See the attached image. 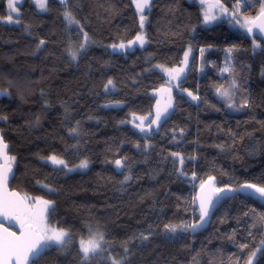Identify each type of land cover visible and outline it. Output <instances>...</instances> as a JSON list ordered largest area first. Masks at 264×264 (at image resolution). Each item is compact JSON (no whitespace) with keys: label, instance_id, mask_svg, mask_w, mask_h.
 I'll return each instance as SVG.
<instances>
[{"label":"trees","instance_id":"1","mask_svg":"<svg viewBox=\"0 0 264 264\" xmlns=\"http://www.w3.org/2000/svg\"><path fill=\"white\" fill-rule=\"evenodd\" d=\"M6 1L0 0V17L8 15ZM250 1L244 13L254 17L263 1ZM68 7L94 41L76 60L66 49L80 34L75 25L67 27L60 1L48 0L43 15L25 0L17 27L0 21V90L8 93L0 101V116L7 117L0 130L16 157L11 189L53 201L49 222L73 237L66 247L48 249L39 264H82L78 241L88 236L86 224L109 242L90 264L125 256V244L126 264H235L237 258L244 264L264 240L256 219L264 201L237 193L221 201L208 227L195 234L166 233L163 226L193 218L191 209L185 211L193 172L197 182L215 176L218 187L264 181V48L253 54V38L226 23L204 27L193 0H157L146 14V48L114 52L111 45L142 31L133 0H69ZM189 46L194 52L180 91L200 99L174 92L171 116L148 135L139 133L132 115L152 119L157 89L167 84L155 66H180ZM226 64L233 72L222 77ZM233 77L240 85L235 104L243 111L236 115L213 91ZM110 79L115 87L105 91ZM245 99L247 106L239 107ZM172 153L184 157L183 165ZM53 154L70 167L83 159L90 166L85 173L56 171L42 163ZM117 159L123 168L117 169ZM253 264H264V256L258 253Z\"/></svg>","mask_w":264,"mask_h":264},{"label":"snow or ice","instance_id":"2","mask_svg":"<svg viewBox=\"0 0 264 264\" xmlns=\"http://www.w3.org/2000/svg\"><path fill=\"white\" fill-rule=\"evenodd\" d=\"M37 6L41 10H48V0H35ZM9 14L6 17H0V21H6L8 23H19V12L20 9L17 6V0H7ZM61 3L65 6L63 16L67 22V27L71 29L73 25L76 26L77 31L80 34V39L71 44L66 51L72 60L78 59L80 54L86 50V48L94 41L91 40L87 32L83 30V25L74 16L71 10H69V0H61ZM136 11L139 13V25L143 29L147 15L145 10L149 12L151 10L152 0H133ZM204 3V0H201ZM247 3V0H245ZM219 9L220 14H229L233 18V22L238 24L241 28L245 29L247 33L252 34L255 30L260 33H264V5L261 6L258 15L254 17L243 16L239 14L240 3L236 2L233 6L231 13L219 0H215L214 3H210L205 8L203 14V23L205 25L211 24L218 20V16L215 15L212 10ZM16 16L14 20V15ZM264 38V37H262ZM256 36H253L254 48L260 47L256 42ZM44 40H40L39 44L43 45ZM139 44L140 47L146 43L145 34L141 31L135 36L133 40H130L126 45L123 42L119 44H113V49L125 50L132 45ZM192 48L189 46L188 50L184 53V58L181 61L180 66L165 67L162 65H156L155 67L161 69L167 74V86H162L157 89V94L160 99L156 100L155 112L149 113V116H153L152 119H148V116H136L132 115V123L141 132H150L153 129V125L157 128L160 127L161 120L166 119L169 115V109L173 107V87L180 89V79L183 76L185 69L188 65L189 54ZM201 56L205 49H199ZM229 53L234 51V48L227 49ZM222 72H233V69L229 65H225ZM115 87L113 81L108 80L105 85V91L108 87ZM240 88L236 79L233 77L227 86L221 84L216 87L217 94L224 99L229 108L235 107V96L236 91ZM181 91H187L181 89ZM6 94L3 90H0V95ZM187 95L192 100H199L200 97L194 95L192 92H187ZM248 101L245 99L243 104L239 107H246ZM67 110V109H66ZM0 119L6 120V116H0ZM138 121V122H137ZM147 121V124H145ZM125 121H121L124 123ZM79 122H77V125ZM183 131V130H181ZM73 134L78 133V128L70 129ZM139 147V145H137ZM174 157H179V164L183 165L184 157L180 156L179 153H172ZM46 162H50L51 165L56 166L54 170L68 172L76 169H87L89 167V161L83 159L75 167H70L68 162L53 154L48 157H42ZM16 157L8 154V144L4 140L2 130H0V264H39V259L53 246L66 247L67 244L72 242L73 237L70 236L69 232L63 228L58 227L49 222V217L56 211L54 202L46 200L41 197L29 198L26 194L21 195L16 191H9L8 184L9 178L13 174V165L15 164ZM117 169L124 167V162L121 159L114 161ZM175 163V161H174ZM181 175L185 173L181 170ZM131 179V176H125L124 181ZM193 183V195L186 202L188 208L185 211L191 209L193 218L190 221H180L179 223L169 222L164 224L163 228L166 233L176 234L177 232H191L195 234L197 231L203 229L211 220L212 215L215 213L218 205L224 199H233L235 194H243L247 198L259 199L264 201V181L261 182H244L238 187H218L216 183V177L209 175L206 179H200L197 182L196 174L193 172L191 176ZM39 183V182H38ZM48 188L47 185H44ZM49 191H55V189H48ZM248 215V213H244ZM258 222L264 226V214H260L256 217ZM4 221H7L10 226H5ZM11 225L17 227V231H13ZM255 227V224L253 225ZM85 228L88 232L87 238L80 237L78 241V251L81 253L82 264H90L93 257L99 256L101 253L106 252L108 241L105 238V233L99 229H94L91 224H86ZM251 235V232H249ZM143 236V234H142ZM148 237L143 236V239ZM124 248L125 256L119 259L114 255H108L106 259L109 264H126L130 262L128 256L129 249L125 245ZM241 249L247 248V244L239 245ZM264 256V240L261 241L259 247L250 250L247 259L244 264H253L257 258V254ZM195 260V258H194ZM235 264H241L239 258L235 260Z\"/></svg>","mask_w":264,"mask_h":264},{"label":"rangeland","instance_id":"3","mask_svg":"<svg viewBox=\"0 0 264 264\" xmlns=\"http://www.w3.org/2000/svg\"><path fill=\"white\" fill-rule=\"evenodd\" d=\"M24 1H25V0H17V6L19 7V9H20L21 6L24 4ZM56 1H58V2L60 1V2H61V0H56ZM219 1H220V0H219ZM262 1H263L262 5H264V0H262ZM33 2H34L35 5H36V8H37V10H38V13L43 14V15L47 13L45 10H41V9H39V7L37 6L35 0H33ZM193 2H194L195 4H197L198 6L201 7L202 16H203V14H204V11H205V8L207 7V5L211 3V2H209V0H204V3H201V0H193ZM236 2H239V3H240V10H239V14H240V16H241V17H243V16H248V15H246V14L244 13V10L247 9L248 7H250V6L252 5V3H251L250 0H247V3H245V0H225L224 2H221V1H220V3H222L226 8L229 9V13H231V11H232V9H233V6H234V4H235ZM6 3H7V1H6ZM7 9H8V3H7ZM212 12H213L215 15L218 16V20H216V21H214V22H212L211 24H208V25H205V24L203 23V26H204V27L209 28V27L212 26V25H217V24H221V23H226L227 26H229V28H230L231 30L235 31L236 33H238V34H240V35H243V34L246 33V30H245V29L241 28L238 24H236V23L233 22V18H231L229 14L221 15V14H220V11H219L218 8H217V9H213ZM8 14H9V9H8ZM13 15H14V20H15L16 16H15V14H13ZM20 15H21V13L19 12V19H20ZM249 17H250V16H249ZM147 18H148V16H147ZM1 23H2V25H5V26L7 25V26H10V27H14V26L17 27V25H19V23H15V22H13V23H8V22H6V21H1ZM142 31H143V33L145 34V38H146V30H144V28H143ZM255 42H256L257 44H259L260 47H258V48H254V46H253V39H252L253 54H254V53H257V52H260V51L264 48V42H263L262 40L256 39ZM125 44L127 45L128 42H125ZM146 45H147V40H146V43L143 45V47H140L139 44L137 43V44H135V45H132L131 47L126 48L125 50L113 49L112 47H111V49H112L114 52L116 51V52L124 53L125 51H134V50H136V48H139V49L143 50V49L146 48ZM112 50H111V51H112ZM113 51H112V52H113ZM193 52H194V51H193V49H192L191 53L189 54L188 65H187V68L185 69V72H184L183 76L185 75V73L187 72L186 70H188V68H189V66H190V62H191V59H192V57H193ZM183 58H184V57H183ZM155 71H157V72H161V73L163 74V76L166 78V82H167L168 77H167V74H166L165 72H163L161 69H158V68H156V67H155ZM225 74H226V72H223L222 77H223V75H225ZM183 76H181V79L183 78ZM181 79H180V80H181ZM166 86H167V84H166ZM213 91H214L215 97H216V99L218 100V102H221L223 105H225L226 110L229 111V112H231V114L236 115V114H241V113H243L242 109H240V108H238V107H236V106H235V107H232V108H229V107L227 106L226 102L224 101V99L221 98V97L217 94L216 89H214ZM174 92H180V94L182 93V94H184L185 96H187V98H188L191 102H192V101H193V102H197V100H192L191 97H189V96L187 95V91H180V89H177V88L173 87V90H172V96H173V98H174ZM194 95H195V94H194ZM157 96H158V99H160V97H159L158 94H157ZM111 106H112V107H117V106H114V105H111ZM173 110H174V103H173V107H172L171 109H169V115H168L167 118H169V117L171 116V113L173 112ZM167 118H166V119H167ZM148 119L150 120V118H148ZM163 120H165V119L162 118L161 121H163ZM137 122H138V121H137ZM145 124H147V121H145ZM131 125H132V127H135V126H134V123H132V122H131ZM154 127H155V126L153 125V128H154ZM135 129H136L139 133L141 132L138 128L135 127ZM141 133H142V134H145V135H148V132H146V133H145V132H141ZM42 163H47V164H49L52 168L56 167V166L51 165L50 162H46L45 160H42ZM89 166H90V163H89ZM88 168H89V167H88ZM88 168H87V169H76V170L71 171V172H68V171L65 169V172L68 173V174L77 173V172L85 173V171H87ZM53 247H56V246H53ZM58 248H59V247H58Z\"/></svg>","mask_w":264,"mask_h":264},{"label":"water","instance_id":"4","mask_svg":"<svg viewBox=\"0 0 264 264\" xmlns=\"http://www.w3.org/2000/svg\"><path fill=\"white\" fill-rule=\"evenodd\" d=\"M157 0H152V4H151V9H152V6L155 4V2H156ZM209 2H211V3H214L215 2V0H209ZM149 11L146 9L145 10V14H147ZM245 35L247 36V37H249V38H253V36H256V38L257 39H259V40H262V41H264V38H262V37H264V33H260L258 30H255L254 29V32L252 33V34H249V33H245ZM6 93V92H5ZM8 96V93H6V94H4V95H0V101L3 99V98H5V97H7ZM8 144V143H7ZM8 154L11 156V154H10V146H9V144H8ZM13 174L14 175H11L10 176V178H9V184H8V188H9V191H16V192H18L17 190H12L11 189V183L13 182V179L15 178V166L13 165ZM216 183H217V181H216ZM20 193V192H19ZM21 194V193H20ZM22 195V194H21ZM224 200H226V199H224ZM257 200H259V199H257ZM223 201V200H222ZM260 201V200H259ZM211 221V220H210ZM210 223V222H209ZM209 223L203 228V229H205V228H207L208 227V225H209ZM4 224H5V226H10L9 225V223L7 222V221H4ZM11 227H12V230L13 231H17V227L16 226H14V225H11ZM202 230V229H201ZM46 252H47V250H46ZM45 252V253H46ZM44 253V254H45ZM43 254V255H44ZM42 255V256H43Z\"/></svg>","mask_w":264,"mask_h":264}]
</instances>
